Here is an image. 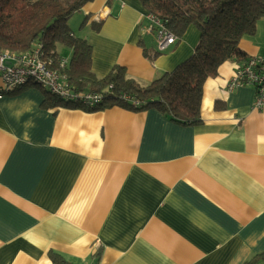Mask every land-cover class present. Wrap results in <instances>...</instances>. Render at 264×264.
Listing matches in <instances>:
<instances>
[{"label": "crops", "instance_id": "0c3cea01", "mask_svg": "<svg viewBox=\"0 0 264 264\" xmlns=\"http://www.w3.org/2000/svg\"><path fill=\"white\" fill-rule=\"evenodd\" d=\"M79 14L85 28L100 23L83 36L99 78L120 66L146 86L199 38L189 27L158 51L138 0H94ZM239 48L264 59L263 20ZM237 66L204 82L193 127L155 109H45L38 86L6 94L0 264H51L50 251L71 264H243L264 252V108H252L251 86L227 89Z\"/></svg>", "mask_w": 264, "mask_h": 264}, {"label": "trees", "instance_id": "16d2710c", "mask_svg": "<svg viewBox=\"0 0 264 264\" xmlns=\"http://www.w3.org/2000/svg\"><path fill=\"white\" fill-rule=\"evenodd\" d=\"M93 1L0 0V51L23 53L38 47L43 58L52 61L56 69H59L56 62L65 58L67 63L61 71L66 74L72 91L101 97L98 103L88 105L83 100H63L36 86L41 89L45 109L64 107L89 113L113 106L131 111L155 109L175 125L198 126L202 122L204 82L215 78L227 61L246 66L252 57L239 48V43L255 34L258 21L264 22V0H138L145 12L173 35L175 41L189 27L199 33L188 59L148 85L139 86L125 76L120 66H115L105 77H97L91 65V46L68 26L70 18ZM88 19L82 20L81 27ZM90 28L98 31L100 23L91 22ZM60 46L69 52L68 57L58 50ZM216 108L223 106L216 104ZM48 257L51 264H71L56 252L50 251ZM258 262L264 263V252L243 264Z\"/></svg>", "mask_w": 264, "mask_h": 264}, {"label": "built area", "instance_id": "2783aa9c", "mask_svg": "<svg viewBox=\"0 0 264 264\" xmlns=\"http://www.w3.org/2000/svg\"><path fill=\"white\" fill-rule=\"evenodd\" d=\"M146 18L156 26V47L162 52L175 43V37L167 33L159 22L151 15ZM52 61L43 58L37 47L23 53H9L0 51V101L8 93L26 86L29 83L46 89L63 100H83L88 105H94L101 100L100 95L93 93L74 92L68 83L63 70L67 59L61 58L56 62L59 69L52 67ZM260 65L258 71L255 67ZM251 86L255 90L252 108H264V59L252 57L246 66H237L236 72L228 84V90L236 87Z\"/></svg>", "mask_w": 264, "mask_h": 264}, {"label": "rangeland", "instance_id": "374dc122", "mask_svg": "<svg viewBox=\"0 0 264 264\" xmlns=\"http://www.w3.org/2000/svg\"><path fill=\"white\" fill-rule=\"evenodd\" d=\"M82 20H83V15L79 14V12H76L70 18V20L68 22V26L72 29V31L75 33L76 36H80L81 38H84L83 36L85 35V33H87V35H92V34H95V33H99L98 31H93L89 27L85 28V25H83V27H81ZM82 28H85V29H82ZM58 50L61 53L65 52V50L62 49L61 46L58 47Z\"/></svg>", "mask_w": 264, "mask_h": 264}, {"label": "bare ground", "instance_id": "6f19581e", "mask_svg": "<svg viewBox=\"0 0 264 264\" xmlns=\"http://www.w3.org/2000/svg\"><path fill=\"white\" fill-rule=\"evenodd\" d=\"M147 15H149V14H147L146 13V15H145V18H146V16ZM147 19V18H146ZM148 20V19H147ZM149 21V20H148ZM149 23H151L150 21H149ZM160 24V23H159ZM151 25H152V27H151V29L154 31V34H155V29H156V26L154 25V24H152L151 23ZM171 35V34H170ZM173 36V35H172ZM155 37H156V35H155ZM29 85H33V83H29V84H27L26 86H29ZM25 87V86H24Z\"/></svg>", "mask_w": 264, "mask_h": 264}]
</instances>
